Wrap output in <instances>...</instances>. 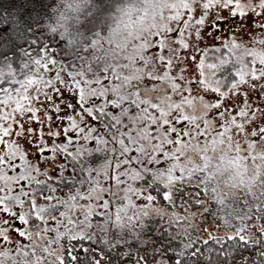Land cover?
<instances>
[{"label":"snow or ice","instance_id":"snow-or-ice-1","mask_svg":"<svg viewBox=\"0 0 264 264\" xmlns=\"http://www.w3.org/2000/svg\"><path fill=\"white\" fill-rule=\"evenodd\" d=\"M178 3L180 5L179 8L173 5L176 10L174 13L169 14L166 23H160L148 36H140L133 42L132 47L135 51L132 54H121L119 57L113 55L111 60H108L107 57L93 55L90 60L105 61L102 72H96L92 76H88L83 70L69 73L73 77L69 86H74L77 91L79 109L77 111L73 104L66 103V107L75 111L76 115L68 113L60 115V120L67 121L63 126L65 142L49 145L43 142V133H41L39 143H42L43 147L39 148V152L43 154L45 149H48L55 155L59 150H62L67 156L73 157L81 174L88 173L85 180L78 182L81 186L87 183V188L77 186L74 191L69 190L66 194L59 196L53 195L57 189L47 183L48 174L46 172L43 174L45 176L44 180L37 179L33 172L39 175V169L25 159V155L19 145L11 140L4 141L7 144V151L0 154V206H2L0 207V212L7 214V220L19 221L15 225V230L20 236L31 238L35 234L38 237V241L32 240L31 245L17 247L18 254L23 251V254L27 255L28 252L25 249L32 253L33 264H42L45 259L43 255L38 254V249L39 253L52 255L49 245L41 243V240L45 239L44 233L50 230L54 231L55 237H47V239L57 241L65 234L70 237L73 235H86L92 213L97 207H101V205L95 204L94 200L102 199L100 193L105 191L99 182L101 173L104 179L108 178V170L113 167L114 156L115 169L119 170L121 168L120 158L125 157L127 153L133 150L135 152L130 160L124 159V163L129 164V167L116 171L114 177L117 187L121 183L126 185L123 189L125 193L123 200L126 203L117 204L114 213L109 208L108 200H104L102 204L103 208L109 209L108 212L102 213L106 217V221H111L114 215L115 222L112 227L123 230L125 227L132 226L134 221L149 214L148 208L150 205H136L134 203L132 194L142 195L143 191L130 183V181L143 180L144 176L149 173L152 177V185H149V187L163 185L161 188L163 199L167 200H171L173 195L172 186L177 180H183L185 176L192 177L194 173H199L203 176L204 192H209L210 190L214 194L213 198L218 200L221 205L223 204L222 197L216 194L214 186L208 180L206 166L201 168L195 164L186 165L182 162L184 155L180 152L179 146L195 137L192 135L193 131L198 135H202L205 143H216L217 136L233 138L231 134L233 128L237 133L243 132L245 123L251 120V123L255 125L253 132L255 133L256 129H258L261 134H264V125L258 123L257 119L258 114L261 119H264V108L257 106L252 109L247 98V91H245L242 101L230 97V93L233 91L239 94L241 87L247 85L250 82V78H255L258 81L264 78V55L258 57L256 49L249 48L246 54L241 56L239 53L241 45L236 42L235 38L224 44V48L227 49V52L223 54L224 58L219 59L217 63L208 64L207 67L213 70L218 69L220 65L227 63L228 59L231 58L234 64L235 77H230L227 82L218 78L215 71L207 73L205 71V59L203 57L200 58L199 75L195 77V74H192L198 84V87H196L197 94L195 95L193 94V86L182 87L180 83L176 82L177 77L170 73L169 69L173 67L174 61H179V64L184 63L177 44L185 50L189 49L190 44L186 40V36L191 35L190 29L193 21L195 20L197 25H205V15H200L199 19H195L193 16V11L197 7L196 0H178ZM214 4L227 9L233 16L237 13L244 15L249 9L252 11L257 9L264 11V0H259V4H253L250 7L243 5L241 0H203L202 8L206 11L212 8ZM185 15L187 20L182 21V17ZM172 21L177 22L178 26L173 27ZM209 23L211 28L217 27L214 19ZM205 35H207V32H205ZM200 37L201 32L197 31L195 40L191 43L193 53L199 51ZM100 43L99 40L93 39L91 46L86 44L84 47L96 49L100 46ZM153 47L158 55H146V50ZM203 51L207 53L208 49L205 48ZM216 51L219 52L220 50L216 49ZM118 59H126L128 63L112 62ZM137 59L144 61L143 66L137 63ZM192 59L195 61L196 56L193 55ZM164 61H167V63L163 64ZM31 63L35 64L38 72L41 67L48 69L50 63L56 64L57 61L51 59L49 53L45 50L42 55L32 59ZM149 63L152 64L151 70L147 67ZM257 63L261 67L257 68ZM236 65L238 67H235ZM25 68H28V64L25 65ZM161 68L162 74L154 75V73H160ZM122 69L129 70L128 74H125ZM88 71H91V64L88 65ZM107 73H111V76L106 77L104 74ZM144 75L160 81H166L170 85L171 91L161 89L154 99L148 95L142 96L139 82L142 81ZM15 77L16 72L11 66H8L6 70L0 68V80L7 78L21 85L18 88H0V106L6 109L0 111V134L9 133L12 128L11 122H14V114L16 112H19L21 116H24L26 111L37 112V108L33 107L32 104L33 98L28 94V87L33 84H39L43 87L52 84V80L45 78L43 75H28L24 80H16ZM179 79L181 81L184 80L183 72H181ZM101 80H104V84H101ZM134 80L137 81L136 84L132 83ZM56 81L65 83L59 75V70H57ZM260 87L264 91V83ZM155 88L156 86L153 84L152 89L154 90ZM255 88L256 84H253L252 89ZM41 90L37 89L38 92ZM145 91L148 90L146 89ZM185 91H187V95L183 94ZM109 92L112 93L113 98H108ZM201 92L204 94H200ZM209 92L219 95L210 96L206 100L205 96ZM177 94L178 99H173V96ZM45 95L47 94L45 93ZM221 96L225 98L223 101L219 98ZM196 98L206 100L210 109L216 108L212 118L209 117V113L207 114V119L202 122L203 128H201L200 124H194L196 117L189 116L186 111V106L190 105ZM61 99H64V97H61ZM210 100H214V104L209 102ZM53 106L59 114V105L54 103ZM110 106H115L119 111L109 110ZM130 109H134V111H130ZM150 110H158L159 114L157 115L155 111ZM173 111H175L174 118H170ZM85 114L94 116L96 122L85 121ZM77 116L80 118L79 121ZM237 116L240 117L239 120ZM125 117L130 126L125 125ZM32 118L27 117L29 120ZM35 119L40 120V117L36 116ZM208 119H211L214 125L212 135H209L207 128ZM49 120H51V117H49ZM5 121H9L6 127L3 123ZM175 121L182 122L179 128ZM41 123L43 122L41 121ZM97 123L105 132L112 134V140L118 141L119 148L111 146L103 133L98 131ZM183 123H187L189 126L195 125V129L191 127L185 128ZM28 131L31 132V128ZM94 132L96 133L95 137L93 136ZM52 134L54 136L60 135L59 132H53ZM74 134L83 135L81 137ZM81 138L84 141H94L95 147L79 143ZM74 140L77 141L74 151L69 152V147ZM152 141H155V143L151 144L152 151L148 152L144 142L151 143ZM220 142H223V140L221 139ZM255 143L256 140L253 139L248 142V146ZM165 144L171 145V150L165 148ZM240 149L238 143L237 150L239 151ZM93 152L105 154L104 158L95 167L88 160L89 154ZM157 152L161 155L158 156ZM109 153L113 155H109ZM5 156L13 159L19 156V167L22 171L9 175L4 166L7 164V168H12L13 165L5 161ZM181 157H183V160H181ZM133 160L139 165L138 168L131 167V161ZM143 160L157 164L163 160L167 167L150 168L142 162ZM177 169L183 175L177 176ZM94 171L96 172L95 177L92 176ZM121 176L125 178L123 181L119 179ZM58 179H62V177H58ZM18 181H26L27 186L19 185ZM244 192L245 194H251L254 203L248 208V211L243 212L238 208H232L231 204L229 205L231 211L227 214L228 218L225 219V224L228 226V232L225 233V236L231 234L234 237H238L240 242L260 244L261 240L252 234V230L246 221L252 214V208H256L259 213H264V178L257 179L255 183H249ZM39 198H42L45 202L38 203ZM82 198H87V202L81 204L79 201ZM146 199L151 202L156 197L149 192ZM195 202L197 204L200 203L199 200ZM17 205L19 210L15 209ZM77 209L80 210L83 219L76 215L75 210ZM130 212L131 215H129ZM29 217H35L42 222H47L51 218L56 223L52 229H49L47 223H44L43 227H41L34 220V230L29 231L25 228V225L29 223ZM57 217H62L64 220H58ZM176 218L186 219V217L178 215ZM232 218L239 222L238 226L232 224ZM3 219L4 217H0V220ZM61 227L64 229L63 232ZM260 230L264 232V227H261ZM3 239L7 241L9 237L4 235ZM212 239L217 243L221 241L220 237L214 236ZM192 243L190 239L176 250L178 259L175 264H190V261H185L184 257H191V255L195 254L188 251L192 247ZM260 255L264 256V253ZM63 259V256H57V260L61 264H63ZM13 264H17L15 257H13ZM90 264H93V262L90 261ZM253 264H256V262L254 261ZM260 264H264V259L260 261Z\"/></svg>","mask_w":264,"mask_h":264},{"label":"trees","instance_id":"trees-1","mask_svg":"<svg viewBox=\"0 0 264 264\" xmlns=\"http://www.w3.org/2000/svg\"><path fill=\"white\" fill-rule=\"evenodd\" d=\"M55 3L56 0H0V68L6 70L8 66H11L16 72V80H24L28 75L45 72L46 69L43 67L37 72L35 64L31 63L32 59L42 55L45 50L49 53L51 59L57 61L56 64L50 63L49 67L56 66L57 69L68 75L72 71L79 72L81 70L85 71L88 76H92L96 72H102L105 61L90 60L93 52L91 48L84 47L82 50H74L59 33L49 31L47 20L51 16V9ZM95 5L96 11L87 17L80 26L86 37L93 36L98 28L104 30L105 25L102 23V19L104 13L113 7V0H95ZM116 56L120 55L116 54ZM108 60H111V58H108ZM120 61L121 59L112 62L120 63ZM26 64H28L27 69L25 68ZM89 64H91V71H88ZM224 69L226 71L225 67ZM17 86L21 85L11 79L0 80V88H17ZM93 153L100 158L104 156L102 152ZM91 154H89L88 160H92L90 158ZM163 162L162 160L161 163ZM157 165H160L158 167H167L165 163ZM66 168L67 170L63 165L61 167L64 174L62 179H58V172L55 175L56 177L53 174L48 175L47 183L57 189L53 193L55 196L66 194L69 190L74 191L77 186L88 187L87 183L82 186L78 183L86 179L85 174H81L79 167L68 164ZM112 174L110 172L107 179L100 176L99 182L105 191L100 193L102 199L94 200V203L101 205V207H97L92 213L85 236L73 235L70 237L65 234L57 241L47 239V237H55L54 231L50 230L44 233L45 239L41 240L42 244L59 243L62 246L61 248H64L61 251L64 258L63 264H90V261L93 264H175L178 259L176 250L190 239L193 243L188 251L195 254L191 257H184V260L190 261V264H253L254 261L256 264H260V261L264 259V256L260 255L264 253V232L260 230L261 227H264V213H259L256 208H252V214L246 221L252 230V234L261 240L260 244L240 242L238 237L231 234L225 236V233L228 232L225 219L228 218L227 214L231 211V208L222 207L213 199L214 194L210 190L204 192L203 176L199 173H194L192 177H188L186 181L181 183V187L176 188L177 194L173 203L174 206L173 204L167 205L166 201L169 200L163 199L162 191L154 190L152 193L156 197L158 207L162 209H160L161 211L157 216H143L142 219L146 217L144 221L136 220L132 226L125 227L123 230L112 227L115 222L114 215L111 221H106V217L102 213L108 212L109 209L102 207L103 201H109V208L113 213L117 204L124 203L122 198L114 196L122 190L123 183L117 187ZM39 176L37 179H45L43 174ZM144 179L152 180L151 174L144 176ZM159 186L162 187L163 185H154L156 188ZM196 200H199L200 203L197 204ZM41 202L45 201L39 198L38 203ZM79 202L84 204L87 202V198H82ZM253 203L251 194H245L244 191H241L234 200L230 201L232 208H238L242 212L248 211ZM185 205L191 206L190 212L181 211ZM164 208L180 212L177 213ZM198 209L200 211L196 212L195 210ZM75 212L80 219H83L79 209ZM129 215H131V212ZM177 215L186 217V219L176 218L175 222H178L179 225L170 226L168 222L171 219L169 218ZM258 216L259 218H257ZM152 218H154L153 221H151ZM205 218L213 221L214 225L210 230L202 228L200 221ZM57 219L64 220L62 217H57ZM34 220L41 227L44 223H47L49 229H52L56 223L51 218L47 222H42L35 217H29V223L26 227L28 226L31 230H34ZM232 224L238 226L239 222L232 218ZM152 228H154V233L157 232V236L160 233L161 237L158 242L162 243L165 250L160 263L158 260L154 262L151 258H148L146 252L141 249L138 250L139 247H133L135 243H148L147 238L151 237L149 231ZM61 231H64L63 227H61ZM214 236L220 237L221 241L217 243L212 239ZM23 241L24 243L32 242ZM38 254H42L39 253V249ZM17 258L19 259V257ZM45 262L46 264H61L57 259L46 260Z\"/></svg>","mask_w":264,"mask_h":264},{"label":"rangeland","instance_id":"rangeland-1","mask_svg":"<svg viewBox=\"0 0 264 264\" xmlns=\"http://www.w3.org/2000/svg\"><path fill=\"white\" fill-rule=\"evenodd\" d=\"M202 2L203 0H196L197 7L193 11V16L195 19H199L200 15H205V25L203 26L197 25L195 24V20L193 21L192 27L190 29L191 35L186 36V40L190 44L189 49L185 50L179 47V45L177 44V47L179 48V51H180L181 57L184 60V63L179 64V61H174L173 67L169 69L170 73L173 76L177 77L176 82L180 83L182 87L186 88L187 86H193L194 95L197 94L196 87H198V84H197V80L192 76V74H195V77H198L200 58L203 57L205 59V71L207 73H211L212 71H215L216 76L218 78H221L223 81L227 82V80L230 77H235L234 64L231 58L228 59L227 63L220 65L218 69L213 70L207 67L208 64L217 63L219 59L224 58L223 54L227 52V49L224 48V44L228 43L233 38H235L238 44L246 45L249 48H251L254 42H259L261 38H264V11H261L260 9H257L256 11H252L251 9H249L248 11L244 13V15H240L239 13H237L235 16H233L227 9H223L222 6L218 7L215 4L213 5L212 8L205 11L202 8ZM253 2L258 4L259 0H253ZM213 19L215 20V23L217 25V27L214 29L210 27V23H209L213 21ZM183 20H187L186 15L182 17V21ZM171 24L173 27L178 26L177 22L175 21H172ZM197 31L201 32L200 42L198 45L199 51H197L196 53H193L191 49V43L193 40H195V34ZM205 32H207V35H205ZM205 48L208 49L207 53H204L203 51V49ZM216 49H219L220 51L217 52ZM165 51H167V49H165ZM145 54L146 55L148 54L158 55V53L155 52L154 47L146 50ZM117 55H120V54H117ZM193 55L196 56L195 61H193L192 59ZM120 63L125 64V63H128V61L126 59H121ZM137 63L143 66L144 61H140L139 59H137ZM166 63L167 61L163 62V64H166ZM147 67L149 70H151L152 64L149 63ZM224 67L226 68V71ZM235 67H238V65H236ZM259 67L261 66L259 65V63H257V68ZM57 70L59 69H57L56 66H54L51 68L49 67L42 74L41 73L33 74V75H43L45 76V78L51 79L52 84L48 85L47 87H43L42 85H39V84H33L27 88L28 94L33 98L32 100L33 107L37 108V112L31 113V112L26 111L24 116H21L19 112H16L14 114L15 120L14 122H11L12 128L10 129L9 133L0 134V137H2V139H0V154L7 151V144L4 141H8V140L14 141L15 143L19 145L21 151L24 153L25 159H27L31 165L39 169V175H42L46 172L48 175L53 174V176L56 177L55 175L58 172L59 177H63L64 174L60 170L62 165L64 166L66 170H67L66 166L68 164L75 165L78 167L73 157L67 156L65 153H63L62 150H59L55 155H53L48 149H45L43 154L39 152V148L43 147V144L39 143V141L41 140V133H43V136H42L43 142L49 145L53 143L59 144V143L65 142V134L63 132V126L67 123V121L60 120V115L63 113L76 115L75 111H72L66 107V103L73 104L74 107L77 109V111L79 109L77 91L74 89V86H71V87L69 86L73 77L71 75L64 73V71L59 70V75L61 79L65 81V83H58L56 81ZM122 71H124L125 74H128L129 72V70L127 69H122ZM181 72H183L184 74L183 81L179 79ZM159 74H162V68H161L160 73H154V75H159ZM104 75L106 77H110L111 73H107ZM236 79H238V77H236ZM132 83L136 84L137 81L134 80ZM139 83H140L142 96L148 95L152 97L153 99L156 97V95L159 94V91L161 89L167 90L169 92L171 91V87L166 81H160L158 79H153V77H150L147 75H144L142 78V81ZM262 83H264V78H261L259 81L255 78H250V82L247 85H244L241 87L239 94L233 91L232 93H230V97L236 98L242 101L244 97V93L245 91H247L248 93L247 98H248L249 104L251 105V108L255 109L257 106L264 108V91H262L260 87ZM101 84H104V80H101ZM153 84H155L156 86L154 90L152 89ZM253 84H256L255 89H252ZM18 87H21V86H17V88ZM37 89H42V90L38 92ZM146 89L148 91H145ZM45 93L47 95H45ZM183 94L187 95V91H185ZM200 94H204V93L201 92ZM218 95L219 94L209 92L205 96V98L207 100L209 99L210 96H218ZM61 97H64V99H61ZM108 98H113V95L111 92L108 93ZM219 98L222 101L225 99L222 96ZM173 99H178V94L174 95ZM253 101H255V103H253ZM209 102L214 104V100H210ZM54 103L59 105L60 107L59 114L57 113L56 108L53 106ZM241 106H242V103H241ZM4 110L6 109L0 106V111H4ZM7 110L10 111L11 109H7ZM109 110H112L115 112L119 111V109L115 108V106H110ZM130 111H134V109H130ZM150 111H155L157 115L159 114L158 110H150ZM214 112H216L215 107L211 108L209 111L210 118H212V114ZM174 115H175V111H173L172 116L170 118H174ZM36 116L40 117V120H36L35 119ZM27 117H33V118L29 120L27 119ZM49 117H51V120H49ZM79 119H80L79 116H77L78 121ZM237 119L239 120L240 117L237 116ZM257 119H258V123H260L261 125H264V119H261L259 117V114H258ZM84 120L96 122V118L94 116H89L87 114H85ZM41 121L43 123H41ZM124 121H125L126 126H130L128 125L126 117L124 118ZM3 123H4V126L6 127L9 121H5ZM181 123L182 122L180 121H175V124L177 125L178 128L181 125ZM199 124L201 128H203V123L199 122ZM183 126L185 128L191 127L195 129V125L189 126L187 123H183ZM96 127L98 131L103 133L105 138L110 142L111 146L119 148L118 141L112 140V134L110 132H105L102 128L99 127L98 123L96 124ZM254 127L255 125H253L251 123V120H249V122L245 123L243 132L237 133L234 128L231 131L232 137L238 141L239 147L242 150L241 154L243 155L247 154L243 150L248 147L249 141L255 139L256 143H259L262 139H264V134H261L258 129H256L255 133L253 132ZM29 128H31L32 130L31 132L28 131ZM53 132H59L60 135L54 136L52 134ZM74 135H80L82 137L83 134H74ZM95 135L96 133L94 132L93 136L95 137ZM192 135L195 136L198 140L203 141L202 135H198L195 131L192 132ZM76 143L77 141L75 140L72 142V145L69 147V152L74 151V147ZM79 143L88 144V145L95 147L94 141H84L81 138ZM144 143L146 146V151L151 152L152 151L151 144L155 143V141H152L151 143H148V142H144ZM171 147H172L171 145L165 144V148H167L168 150H171ZM134 154L135 152L133 150L132 152L127 153L125 157L120 158L121 168L119 170L115 169V156H114L113 167L108 170V174L110 172L111 174L113 173L112 176L114 179L116 171H121L129 167V164L124 163V159L127 158L130 160ZM109 155H113V154L109 153ZM157 155L159 156L161 154L157 152ZM96 156L97 155H95V153H92L90 157L92 158V160H89V162L93 165V167H95V165H97L104 158V156L103 158H100L98 156L96 157ZM4 158L8 164L13 165L12 168H7V164L4 166L9 175L22 171V169L19 167V164H20L19 156L15 157L14 159L8 156H5ZM181 160H183V157H181ZM94 161L95 163H93ZM96 161H99V162L96 163ZM142 162L145 163L150 168L151 166H153V168H155V166L156 167L160 166V165L155 164V162L149 163L147 160H143ZM161 162L162 160L160 161L161 165L164 164V162L163 163ZM131 167L138 168L139 165L136 163V161L133 160L131 161ZM84 174H85V177L87 178L88 173L85 172ZM33 175H35L36 178L40 177L39 175H37L36 172H33ZM176 175L181 176L183 174H180L179 169H177ZM92 176L93 177L96 176L95 171L92 173ZM101 177L103 178L102 173H101ZM119 179L123 181L125 178L121 176L119 177ZM187 179L188 177L185 176L183 180H178L173 184L172 198L171 200L166 201L168 206L169 204L174 203V200L177 194L176 188L181 187V183H183ZM114 182L116 183V179H114ZM17 183L22 186H27L26 181H18ZM130 183H132L134 187L141 189L143 191L142 195L132 194V199L134 203L136 205H150V207L148 208L149 214L147 216L148 217L157 216L162 209L158 207V203L156 199L150 202L146 199V196L149 192H151V194L153 195L152 191L154 190L158 189L159 191H161L160 189L163 186L162 187L159 186L157 188L154 186L149 187V185H152L151 179L130 181ZM125 187L126 185L123 183L122 190H120V192L118 194H115L114 196L120 197L123 199L125 195L123 189ZM123 202L126 203V201L124 200ZM173 206L172 208L174 209ZM15 209L19 210V206L18 205L15 206ZM164 209L172 210L169 208H164ZM191 209L192 208L190 205H185L181 211L186 213L187 211L190 212ZM200 209L202 210V208ZM200 209L195 210V211L196 212L200 211ZM174 212H177V211H174ZM0 217H4L3 220H0V246H7V247H11L12 249L16 250L18 246L31 245V243H24L23 240H28L31 242L33 240L32 237L29 238L27 236H20L16 232L15 225L16 223H19L18 220L15 222L7 220V214H4L3 212H0ZM146 217H144V219L142 218L138 219V221H142V220L144 221ZM153 219L154 218H152L151 221H153ZM169 219H171L168 222L170 226L179 225L178 222H175V220H177L176 216L169 218ZM200 223L203 226L202 228H206L208 230H210L211 227H213L214 225L213 221L209 220L208 218H205L203 221H200ZM25 228H27L29 231H33L28 226L26 227V225H25ZM21 230L23 231V229ZM149 234H150L149 236L151 237L147 238L148 243H135L133 247H139L138 250L141 249L144 252H146L148 254V258H151L154 262L158 260V262L160 263L161 262L160 260L162 259L161 258L162 254L165 251L163 249L162 243L158 242L161 237L160 233H158V236H159L158 237L157 232L154 233V228H152L149 231ZM4 235H7L9 237L7 241L3 239ZM47 245H49L52 255H49L48 253L40 254L45 257V259L42 262L45 264H46L45 262L46 260L50 261V260L57 259V256H62L61 251H63L62 249H64V248H61L62 246L61 244L59 245V243H47ZM27 250L28 249H25V251ZM27 252L29 253V255L32 254L30 251H27ZM29 255L27 254L25 256L29 257ZM30 258L33 259L32 255Z\"/></svg>","mask_w":264,"mask_h":264},{"label":"clouds","instance_id":"clouds-1","mask_svg":"<svg viewBox=\"0 0 264 264\" xmlns=\"http://www.w3.org/2000/svg\"><path fill=\"white\" fill-rule=\"evenodd\" d=\"M241 2L249 7L257 4L253 0ZM173 5L180 6L178 0H113V7L104 13L102 19L104 30L98 28L93 36L86 37L80 26L96 11L95 0H56L47 27L50 32L64 37L74 50H82L86 44L91 46L92 40L97 39L101 43L92 49V56L111 58L116 54H132L135 51L133 42L140 36H148L160 23H166L169 14L176 10ZM251 48L256 49L258 57L264 55V38L254 42ZM248 49V46L241 45L240 55L244 56ZM186 111L189 116L196 117L193 123L199 124L207 119L210 107L206 100L196 98L186 106ZM207 128L212 135L214 125L211 119H208ZM237 144L234 138L217 136L216 143H205L194 137L179 146L184 155L183 163L201 168L206 166L208 180L216 194L222 197L223 204L215 200L225 208L249 183L264 178V139L244 149L246 155L241 154V149L237 150ZM32 238L38 241L35 234ZM13 257L17 264H33V259L23 255V251L18 254L17 249L0 246V264H13Z\"/></svg>","mask_w":264,"mask_h":264}]
</instances>
